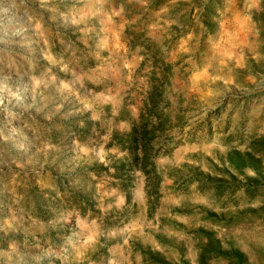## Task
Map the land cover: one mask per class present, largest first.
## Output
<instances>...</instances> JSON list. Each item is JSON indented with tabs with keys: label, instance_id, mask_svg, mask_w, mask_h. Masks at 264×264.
Returning <instances> with one entry per match:
<instances>
[{
	"label": "rangeland",
	"instance_id": "obj_1",
	"mask_svg": "<svg viewBox=\"0 0 264 264\" xmlns=\"http://www.w3.org/2000/svg\"><path fill=\"white\" fill-rule=\"evenodd\" d=\"M262 188L264 0H0V264H264Z\"/></svg>",
	"mask_w": 264,
	"mask_h": 264
},
{
	"label": "trees",
	"instance_id": "obj_2",
	"mask_svg": "<svg viewBox=\"0 0 264 264\" xmlns=\"http://www.w3.org/2000/svg\"><path fill=\"white\" fill-rule=\"evenodd\" d=\"M143 113L144 112H142L138 120L133 123L128 133L121 135L115 134L112 136V140L115 142V144L119 146L121 149L127 151L129 154H132L135 161H138L139 159L147 160L149 158L150 155L149 148L151 147V142L153 141V136L155 133V127L152 121H149V118H147L146 115H144ZM159 125L160 122H158V126ZM151 156H152L151 166L155 168L153 160L156 158V155H151ZM123 167L124 165L122 164L121 168ZM262 189L264 190V188ZM256 190L257 189L250 190V192H252L251 194L255 195ZM159 264H165V263L162 262Z\"/></svg>",
	"mask_w": 264,
	"mask_h": 264
}]
</instances>
